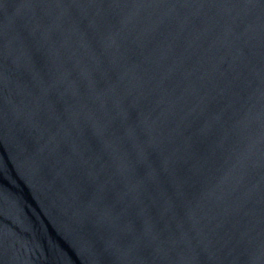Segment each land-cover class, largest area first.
I'll return each mask as SVG.
<instances>
[{
  "label": "water",
  "instance_id": "95a60500",
  "mask_svg": "<svg viewBox=\"0 0 264 264\" xmlns=\"http://www.w3.org/2000/svg\"><path fill=\"white\" fill-rule=\"evenodd\" d=\"M0 264H264V0H0Z\"/></svg>",
  "mask_w": 264,
  "mask_h": 264
}]
</instances>
